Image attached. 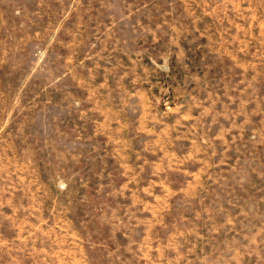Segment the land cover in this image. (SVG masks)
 Segmentation results:
<instances>
[{"label":"rangeland","instance_id":"374dc122","mask_svg":"<svg viewBox=\"0 0 264 264\" xmlns=\"http://www.w3.org/2000/svg\"><path fill=\"white\" fill-rule=\"evenodd\" d=\"M0 264H264V0H0Z\"/></svg>","mask_w":264,"mask_h":264}]
</instances>
